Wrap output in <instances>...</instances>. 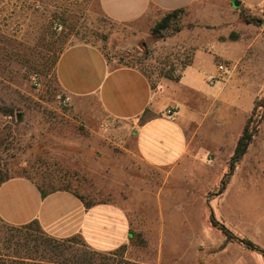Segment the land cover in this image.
I'll return each mask as SVG.
<instances>
[{"label": "rangeland", "instance_id": "rangeland-1", "mask_svg": "<svg viewBox=\"0 0 264 264\" xmlns=\"http://www.w3.org/2000/svg\"><path fill=\"white\" fill-rule=\"evenodd\" d=\"M251 17L256 24L264 19L261 13ZM154 24L116 23L105 16L99 0H0L1 165L10 170V164L20 162L35 181L56 187L65 182L85 200L113 203L127 213L133 230L129 244L97 253L76 242L75 253L88 264H264L262 254L227 240L216 228L219 247L173 256L168 237L175 228L164 223L165 218L161 224L159 208L160 200L164 206L182 195L180 185H201L202 192L195 195L207 202L215 218L234 235L264 249V120L219 194L231 157L217 160L210 152L205 158L186 160L169 174L141 160L133 134L120 123L106 121L93 109L84 117L73 110L71 101H64L67 95L57 82L56 64L75 44L97 46L112 67L139 68L153 84L178 77L188 49L178 47V32L153 36ZM180 24L192 27L189 12Z\"/></svg>", "mask_w": 264, "mask_h": 264}, {"label": "crops", "instance_id": "crops-1", "mask_svg": "<svg viewBox=\"0 0 264 264\" xmlns=\"http://www.w3.org/2000/svg\"><path fill=\"white\" fill-rule=\"evenodd\" d=\"M99 2L105 16L124 25H151L164 12L186 9L192 27L177 34L178 47L188 49L186 62L177 80L165 77L153 84L139 68L112 67L97 46H69L57 61L56 79L73 110L84 117L98 110L106 121L120 123L133 134L141 160L169 174L186 160L205 158L210 152L217 154V160L231 157L255 99L264 91V19L247 23L241 13L264 15V0ZM220 65L226 66L223 78L211 83ZM215 170L219 173L220 166ZM179 187L182 195L164 206L159 201L161 224L165 218L164 223L175 228L168 237L171 254L199 255L203 247L214 249L216 236L219 241L221 237L211 222L213 214L195 195L204 187ZM0 217L13 226L38 221L57 239L80 235L100 253L116 251L133 238L130 218L121 207L101 203L87 208L69 191L43 196L34 182L23 177L0 183Z\"/></svg>", "mask_w": 264, "mask_h": 264}, {"label": "trees", "instance_id": "trees-1", "mask_svg": "<svg viewBox=\"0 0 264 264\" xmlns=\"http://www.w3.org/2000/svg\"><path fill=\"white\" fill-rule=\"evenodd\" d=\"M186 12L184 8L164 12L161 18L152 26L151 34L155 37H161L165 32L170 30L175 32L181 31L184 27L180 24V19ZM241 17L247 23H255V21H257L255 17H251L246 13H241ZM172 79L177 80L178 77H173ZM2 113L9 116L11 115V112L9 113L7 111H2ZM263 120L264 96L260 94L255 99L252 111L238 137L234 152L228 161V171L225 174L226 180L221 183L218 191L219 194L224 193L226 190L237 167L242 162L249 147L253 143ZM22 167L20 162L12 163L9 166L10 171L8 168L3 167L0 161V183L12 178L23 177L34 182L43 196L56 191H69L77 195L87 208L106 203H93L85 200L78 193L68 189L69 186L65 185V182H62L60 187H56L55 185H50V183L46 184L42 179L39 180V182L35 181L30 176H26V171ZM211 222L215 228L223 232L227 240L239 241L248 249L256 251L264 256V249L250 240L234 235L225 225L220 223L214 215ZM1 232L3 234H1L2 236L0 235V264H88V261H86L84 257H79L75 253L79 252V250H77L78 248L74 247L76 242H80L87 249H90L80 235L65 239H57L49 236L42 229L38 221H33L26 225L13 226L7 224L0 217V233ZM92 252L97 251L92 250Z\"/></svg>", "mask_w": 264, "mask_h": 264}, {"label": "built area", "instance_id": "built-area-1", "mask_svg": "<svg viewBox=\"0 0 264 264\" xmlns=\"http://www.w3.org/2000/svg\"><path fill=\"white\" fill-rule=\"evenodd\" d=\"M225 71H226V66L220 65L218 67V72H217L216 77L211 78L210 82L213 83L215 80L222 79ZM64 101H65V103H68L70 101V98L67 96ZM172 113H173L172 110L167 111V115H172Z\"/></svg>", "mask_w": 264, "mask_h": 264}, {"label": "water", "instance_id": "water-1", "mask_svg": "<svg viewBox=\"0 0 264 264\" xmlns=\"http://www.w3.org/2000/svg\"><path fill=\"white\" fill-rule=\"evenodd\" d=\"M239 4H240V3H239V2H237V1H234V2H233V5H234V7H238V6H239Z\"/></svg>", "mask_w": 264, "mask_h": 264}]
</instances>
